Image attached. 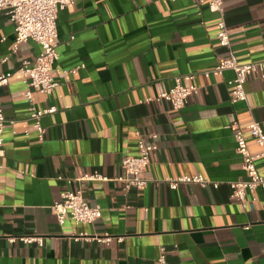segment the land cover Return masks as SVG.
<instances>
[{
    "label": "crops",
    "instance_id": "crops-1",
    "mask_svg": "<svg viewBox=\"0 0 264 264\" xmlns=\"http://www.w3.org/2000/svg\"><path fill=\"white\" fill-rule=\"evenodd\" d=\"M223 2V14L199 0H75L61 10L56 66L80 67L57 73L51 94L31 88L38 107L57 106L41 118L43 139L18 71L41 44L29 39L14 49L15 24L0 13V56L8 57L0 74L14 72L0 86V264H157L162 250L168 264H264V187L240 201L229 185L247 178L232 124L264 122V71L248 73L247 99L237 102L232 69L203 74L231 52L241 62L264 60V0ZM222 15L230 46L219 42ZM190 72L199 87L184 107L147 101ZM140 133L158 148L144 173L148 186L126 190L116 177L125 172L122 158L137 153ZM249 148L261 151L254 139ZM94 171L108 179L82 177ZM195 173L211 182L172 188L166 180ZM76 189L101 206L95 222L59 221L53 205ZM106 232L124 238H81ZM20 235H40L44 243Z\"/></svg>",
    "mask_w": 264,
    "mask_h": 264
},
{
    "label": "built area",
    "instance_id": "built-area-1",
    "mask_svg": "<svg viewBox=\"0 0 264 264\" xmlns=\"http://www.w3.org/2000/svg\"><path fill=\"white\" fill-rule=\"evenodd\" d=\"M206 2L212 10H217L223 14V0H199ZM75 0H0V13L6 12L15 24V44L16 49L20 42L29 39L36 40L41 44V51L35 60H25L19 67L18 71L23 75L25 83L28 85L26 95L30 102V114L35 119V126L38 130L40 139L44 138L45 127L41 118L48 113L55 112L57 106L38 107L33 99V90L35 88L40 92L51 94L59 81L56 78L57 73L68 74L76 72L80 66L70 68H59L56 63L59 59V30L58 18L61 10L65 9ZM218 38L223 46L231 45L230 27L222 15L218 21ZM8 57L0 56V61L7 60ZM226 69H232L234 76L229 80L232 85L231 99L234 102L247 99V91L245 83L248 79V73L252 70L264 71V60L241 62L237 55L231 52L227 57L220 60L215 66L204 70L206 76L222 74ZM13 71L0 74V86L7 84L13 75ZM197 74L190 72L175 76L174 85L168 90L160 92L157 96L147 98V101L166 100L173 108L180 109L184 107L191 94L198 90V85L194 82ZM185 80L192 81L185 84ZM6 115L3 108V102L0 96V167L3 165L2 159L6 151L4 148V127ZM264 122L253 119L246 126L238 123L232 124L236 139V149L242 155L243 168L247 173V178L241 180H233L229 182L231 187V195L244 201L249 189L264 187ZM254 139L261 147L259 153L254 154L249 148V140ZM158 148L156 142H150L145 139L141 133L137 143V153L128 154L122 158V166L125 170L124 174L116 177L123 182L126 190L131 188L143 189L149 184V178L144 175L150 162L152 152ZM262 158L260 162L258 159ZM86 179H108L98 171L87 173L82 176ZM170 187L177 188L183 182H195L205 187L211 180L202 173L183 174L166 178ZM214 186L218 187L219 182L214 181ZM53 210L58 216L61 223L65 222L69 215L76 224L93 223L102 216V208L100 205H92L85 198L83 190H66L62 193V199L55 202ZM18 238L24 242L37 241L39 244L44 243V237L40 235H20ZM81 238L98 241H110L113 239L122 240L123 235H113L108 232L104 234H88L84 233ZM10 240L14 241L17 236H10ZM157 264H168L167 256L162 250L159 255Z\"/></svg>",
    "mask_w": 264,
    "mask_h": 264
}]
</instances>
